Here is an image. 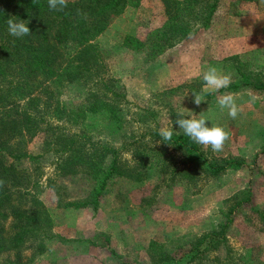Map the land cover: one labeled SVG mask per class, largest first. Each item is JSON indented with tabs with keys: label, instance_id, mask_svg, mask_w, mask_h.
I'll return each mask as SVG.
<instances>
[{
	"label": "rangeland",
	"instance_id": "374dc122",
	"mask_svg": "<svg viewBox=\"0 0 264 264\" xmlns=\"http://www.w3.org/2000/svg\"><path fill=\"white\" fill-rule=\"evenodd\" d=\"M163 20L160 0H143L139 7L126 8L96 39L104 75L116 79L124 96L120 101L126 116L122 134L105 135L103 114H87L79 127L51 122L62 134L83 132L90 141L118 148L152 128L173 126L183 133L175 124L178 118H205L206 126L223 127L229 139L220 152L197 143L200 151L209 159L241 158L245 165L193 186L175 181L170 188L161 185L155 189V181L139 186L115 178L95 209L64 208L60 203L87 198L97 179L81 174L59 178L55 156L43 154L25 168L31 175H40L37 195L53 220L55 238L48 244L51 251L36 258L34 264H150L147 247L151 241L162 243L169 252L188 246L218 225L221 214L230 207V198L242 190L251 189L253 209H264V157L259 155L264 142V92L250 89L243 78L264 81V0H219L208 28L195 27L163 54L147 56L151 45L148 31ZM127 34L145 41V48L131 52L122 47ZM210 66L231 74L230 85L236 89L229 86L214 92L205 88L202 77ZM192 93L201 96V105L194 104ZM228 93L236 95L242 108L235 120L218 105L219 98ZM84 95L82 87L70 86L62 93V105L78 107ZM40 143L41 136L31 140L28 153H40ZM119 160L130 164L132 156L121 152ZM109 162L107 158L104 165ZM22 255L25 258L29 252ZM2 257L13 258V254ZM207 259L212 264H264V225L258 216L248 207L235 214L227 230V244L209 253Z\"/></svg>",
	"mask_w": 264,
	"mask_h": 264
},
{
	"label": "trees",
	"instance_id": "16d2710c",
	"mask_svg": "<svg viewBox=\"0 0 264 264\" xmlns=\"http://www.w3.org/2000/svg\"><path fill=\"white\" fill-rule=\"evenodd\" d=\"M141 1L67 0L63 11H54L48 0H0V264H34L36 258L51 251L53 220L37 195L40 175H31L25 168L43 154L55 156L59 178L81 174L97 179L87 198L59 201L64 208L95 209L115 178L139 186L155 181V189L161 185L170 188L175 181L193 186L245 165L241 158H207L197 143L180 131L164 141L159 130L152 128L136 141L116 148L90 141L83 132L62 134L51 122L79 127L87 114H103L105 135L114 138L122 134L126 116L120 101L124 96L116 79L104 75L96 39L126 8L139 7ZM160 2L164 20L148 31L151 45L145 49L147 56L154 58L185 40L195 27L208 28L219 4V0ZM9 18L23 20L31 34L10 35ZM121 44L135 52L142 51L146 42L127 34ZM243 78L244 85L264 92V81ZM74 85L85 90L84 98L78 107L66 108L62 93ZM38 136L40 153H28V143ZM121 152L131 154L130 164L119 160ZM259 155L264 157V142ZM107 158L110 162L105 166ZM252 196L250 188L232 196L218 225L186 247L169 252L162 243L151 241L147 247L150 264H212L207 263L208 254L227 244V230L235 214L248 207L264 225V209L252 208ZM26 251L29 256L24 258ZM8 253L13 258L2 257Z\"/></svg>",
	"mask_w": 264,
	"mask_h": 264
},
{
	"label": "clouds",
	"instance_id": "9594fccd",
	"mask_svg": "<svg viewBox=\"0 0 264 264\" xmlns=\"http://www.w3.org/2000/svg\"><path fill=\"white\" fill-rule=\"evenodd\" d=\"M48 6L54 11H63L67 7V0H48ZM9 34L20 38L31 34L28 24L23 20L17 22L16 20L9 18L7 20ZM204 86L212 91H219L222 88H227L232 82L231 74H223L215 66H210L207 71L203 73ZM194 96V104L196 106L201 105L202 98L196 93H192ZM253 101L255 97L252 98ZM218 105L221 110H227V114L233 120L242 112V108L237 103V97L235 94L228 93L221 96L218 100ZM181 117L183 113L180 114ZM208 120L205 118H178L175 124L178 125L179 130H183V134L188 136L193 142L203 145L204 147H211L213 152H220L223 150L225 142L229 139V133L220 126H206ZM158 135L164 141H170L174 135L173 126L162 127L159 130Z\"/></svg>",
	"mask_w": 264,
	"mask_h": 264
},
{
	"label": "crops",
	"instance_id": "0c3cea01",
	"mask_svg": "<svg viewBox=\"0 0 264 264\" xmlns=\"http://www.w3.org/2000/svg\"><path fill=\"white\" fill-rule=\"evenodd\" d=\"M247 174L249 175V172Z\"/></svg>",
	"mask_w": 264,
	"mask_h": 264
}]
</instances>
